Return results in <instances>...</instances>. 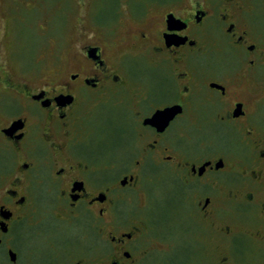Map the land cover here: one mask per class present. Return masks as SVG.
I'll return each mask as SVG.
<instances>
[{
	"label": "flooded vegetation",
	"instance_id": "1",
	"mask_svg": "<svg viewBox=\"0 0 264 264\" xmlns=\"http://www.w3.org/2000/svg\"><path fill=\"white\" fill-rule=\"evenodd\" d=\"M178 3L129 47L95 27L53 77L0 55V264H139L161 219L264 214V7Z\"/></svg>",
	"mask_w": 264,
	"mask_h": 264
},
{
	"label": "rangeland",
	"instance_id": "2",
	"mask_svg": "<svg viewBox=\"0 0 264 264\" xmlns=\"http://www.w3.org/2000/svg\"><path fill=\"white\" fill-rule=\"evenodd\" d=\"M190 1L201 5L208 1L210 6H215L221 0H0V55L13 59L12 70L22 68L37 71L39 77L43 74L53 77L56 68L66 72L75 69L78 44L95 27L103 31L102 38L115 42V50L129 47L134 41L128 34L130 31L145 28L165 10L178 6V2ZM229 4L220 5V9L230 13ZM255 5L256 11L264 7L261 0H255ZM260 13L263 17L264 8ZM213 33L211 36L217 37ZM217 40H209L211 48L207 57L224 60L231 54L214 50L213 46H219ZM221 63L219 66L223 67L226 62ZM93 105V100H86L80 108V117L87 122L102 108ZM97 122L109 128L104 114ZM104 144V140L99 145L96 143V149ZM221 210L218 230L198 215L192 220V214L187 211L174 214L169 220L161 219L143 237L139 247L144 257L139 264H264V214L238 213L226 202Z\"/></svg>",
	"mask_w": 264,
	"mask_h": 264
},
{
	"label": "water",
	"instance_id": "3",
	"mask_svg": "<svg viewBox=\"0 0 264 264\" xmlns=\"http://www.w3.org/2000/svg\"><path fill=\"white\" fill-rule=\"evenodd\" d=\"M170 18H172L173 20H175L174 17H170ZM170 21H172V20H170ZM173 113H174V108H166V109H164L163 111L156 112V113L152 116V118L150 119V122H153V121L158 120L157 118H158L159 115H161V116H165V117H167L168 119H170V118L172 117L171 115H172Z\"/></svg>",
	"mask_w": 264,
	"mask_h": 264
}]
</instances>
